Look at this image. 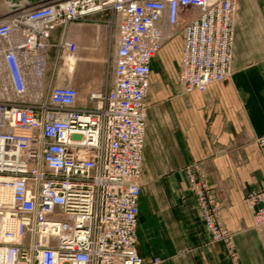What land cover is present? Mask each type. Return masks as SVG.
<instances>
[{"label": "built area", "instance_id": "built-area-1", "mask_svg": "<svg viewBox=\"0 0 264 264\" xmlns=\"http://www.w3.org/2000/svg\"><path fill=\"white\" fill-rule=\"evenodd\" d=\"M234 4L43 0L0 20V183L13 186L12 197L0 201V264L160 263L140 256L136 244L145 98L150 62L163 44L161 22L182 37L184 91L205 90L231 73ZM102 7L116 13L120 30L107 92L91 97L90 107L76 104L73 87L45 92L52 31ZM32 72L39 91L31 88ZM256 196L264 203V191ZM10 223L20 238L5 239L17 232L5 230Z\"/></svg>", "mask_w": 264, "mask_h": 264}, {"label": "crops", "instance_id": "crops-1", "mask_svg": "<svg viewBox=\"0 0 264 264\" xmlns=\"http://www.w3.org/2000/svg\"><path fill=\"white\" fill-rule=\"evenodd\" d=\"M181 51L176 36L151 60L137 252L159 264H235L187 194L185 169L196 164L235 231L236 264H264V225L253 224L245 200L264 186V0H237L233 72L222 81L182 91Z\"/></svg>", "mask_w": 264, "mask_h": 264}, {"label": "rangeland", "instance_id": "rangeland-1", "mask_svg": "<svg viewBox=\"0 0 264 264\" xmlns=\"http://www.w3.org/2000/svg\"><path fill=\"white\" fill-rule=\"evenodd\" d=\"M40 1L41 0L0 1V20L6 19V17L25 8L30 3L34 4ZM12 2H14V4H12ZM235 7L236 26L237 0H235ZM117 21V15L112 9L102 7L80 20L56 27L51 33L50 39L52 45L47 51L45 92H48L53 85H72L78 90L76 101L78 106L90 107L91 103H95L96 100H91V94L95 91H107L114 78L116 46L118 41ZM54 31L55 38L52 39ZM165 31L168 32L167 29ZM176 36H180V34H174L167 40H171ZM70 40L77 43L78 49L75 52L68 51L66 48L65 43ZM182 52L183 51H181L180 69ZM180 85L182 87L181 82ZM194 90L195 89L191 91ZM182 91H184L183 87ZM257 141L259 143L261 155L264 159V137H259ZM185 170L187 172V194H190L195 198L197 205L202 212L205 225L212 238L216 241H223L226 244L227 251L236 264L238 253L234 247L235 231L228 228L221 220V207L217 193L202 177L198 165H188ZM262 191H264V186L250 191L245 198L255 226L264 225V223L261 224L264 221L262 220L264 217L263 211H259L257 214L258 208L260 209L264 207V203L259 201L260 198H257L256 196ZM257 219L258 222H260V225L257 224ZM210 222H213L212 226L210 225Z\"/></svg>", "mask_w": 264, "mask_h": 264}, {"label": "bare ground", "instance_id": "bare-ground-1", "mask_svg": "<svg viewBox=\"0 0 264 264\" xmlns=\"http://www.w3.org/2000/svg\"><path fill=\"white\" fill-rule=\"evenodd\" d=\"M43 2V0H41L40 2H38V3H30V4H28L25 8H23V9H30L32 6H40L41 5V3ZM234 10L236 11V7H235V4H234ZM11 16V15H10ZM10 16H8V17H10ZM8 17H6V19L8 18ZM1 20H3V19H1ZM119 19H118V23H117V34H118V41H117V46H116V50H117V48H118V44H119V42H120V30H119ZM165 27H167V28H165ZM174 28L175 27H173L168 21H167V19L166 18H163V20H162V22H161V30H162V36H163V43L167 40V39H169L171 36H173L174 35ZM168 30V32L167 31H165V30ZM167 32V33H166ZM51 45V44H50ZM163 45V44H162ZM49 46V45H48ZM182 56H183V52H182ZM181 62H182V60H181ZM150 65H151V62H150ZM150 70H151V68H150ZM114 72H115V68H114ZM151 72V71H150ZM32 75H31V77L29 78V81H30V83H31V88L32 89H34L35 91H39L40 90V88H41V84H40V82L38 81V79L36 78L37 76H36V74H35V72H32L31 73ZM232 74V69H231V73H230V75ZM230 75H228V76H230ZM227 76V77H228ZM114 77H115V75H114ZM226 78V77H225ZM114 79V78H113ZM220 81H222V80H220ZM215 82H219V81H215ZM215 82H212V83H215ZM211 83V84H212ZM54 86H57V87H65V86H67V85H53L52 87H54ZM52 87H50V88H52ZM69 87H73V88H75L76 89V87H74V86H69ZM77 90V89H76ZM195 90H197V89H195ZM191 91V90H190ZM189 91V92H190ZM107 91H95L94 93H92L91 94V96L93 97L94 95H97V94H100V93H106ZM148 92H149V89H148ZM147 96V95H146ZM77 97H78V90H77ZM76 101H77V98H76ZM76 104H77V102H76ZM145 127H146V119H145ZM12 194H13V186H11L9 183H0V201H4V200H7V199H10L11 197H12ZM264 219V217L262 218V220ZM264 223V221L261 223V224H263ZM257 224H259L260 225V222H258V219H257ZM10 228L11 229H13V230H17V232L15 233V235H9V236H7V235H5L6 236V238L5 239H12V237H15L14 239H18V238H20L19 236H22L21 234H23L22 232H19V230L17 229V226L14 224V223H10L9 224V226H5V230H10ZM4 233V232H3ZM5 256L6 255H2V254H0V259L1 260H5ZM9 262V264H21V263H17V262H14V261H8Z\"/></svg>", "mask_w": 264, "mask_h": 264}]
</instances>
